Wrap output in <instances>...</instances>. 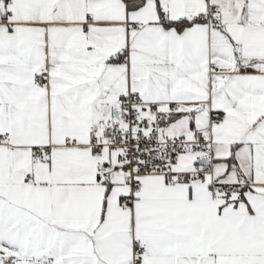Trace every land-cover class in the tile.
<instances>
[{"label":"snow or ice","instance_id":"1","mask_svg":"<svg viewBox=\"0 0 264 264\" xmlns=\"http://www.w3.org/2000/svg\"><path fill=\"white\" fill-rule=\"evenodd\" d=\"M0 264H264V0H0Z\"/></svg>","mask_w":264,"mask_h":264}]
</instances>
